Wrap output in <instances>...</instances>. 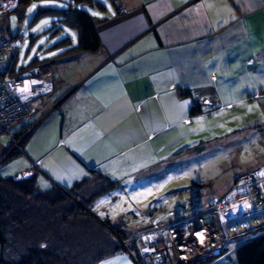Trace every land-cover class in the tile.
Listing matches in <instances>:
<instances>
[{
  "label": "crops",
  "instance_id": "0c3cea01",
  "mask_svg": "<svg viewBox=\"0 0 264 264\" xmlns=\"http://www.w3.org/2000/svg\"><path fill=\"white\" fill-rule=\"evenodd\" d=\"M109 1L117 8L113 17L99 10L101 48L48 70L54 91L21 152L42 190L71 187L91 169L119 180L132 155L149 157L152 133L183 122L192 105L221 91L255 101L264 93V0ZM97 264L137 263L114 254Z\"/></svg>",
  "mask_w": 264,
  "mask_h": 264
},
{
  "label": "rangeland",
  "instance_id": "374dc122",
  "mask_svg": "<svg viewBox=\"0 0 264 264\" xmlns=\"http://www.w3.org/2000/svg\"><path fill=\"white\" fill-rule=\"evenodd\" d=\"M71 1L0 0V27L9 36H24L14 65L16 70L36 61V65H42L41 69L45 71L41 73L50 77L49 70L53 76L54 64L43 61L64 50L55 47L61 44V40L76 34L66 25L58 33L62 23L53 10L68 8ZM100 1L109 8V16H115L117 6L109 0ZM33 4L37 7L29 12ZM81 7L96 15L107 16V12L102 13L87 5ZM12 17L16 18L15 21ZM56 20L59 25H55ZM14 56L11 53L7 56L10 63ZM70 66L59 67L58 72L63 70L59 78L69 77L67 71ZM243 81L247 82L246 79ZM238 86L240 84H235L236 91L241 92L242 88ZM53 91L44 93L31 103V115L11 126L14 135L24 128L29 129L27 126L35 120L39 122L43 103ZM221 93L224 98L213 99L210 104L203 103L201 113L188 114L187 119L163 134L152 133L155 140L149 157L142 159L140 155H132L131 165L118 178L117 187L94 199L93 211L101 219L109 218L138 234L152 224L173 222L204 211L213 200L229 193L239 175L263 168L264 93L259 92L262 96L257 101L247 95L243 99L242 93ZM62 109L63 106L58 110ZM33 134L36 135L35 129L30 136ZM17 138L20 140L21 137ZM16 143L8 132L0 133L2 177L35 170L28 169L20 152L10 156L21 149V145ZM221 205L218 204L219 207ZM242 243H230L226 253L208 264H238L235 250Z\"/></svg>",
  "mask_w": 264,
  "mask_h": 264
},
{
  "label": "trees",
  "instance_id": "16d2710c",
  "mask_svg": "<svg viewBox=\"0 0 264 264\" xmlns=\"http://www.w3.org/2000/svg\"><path fill=\"white\" fill-rule=\"evenodd\" d=\"M81 5L101 11L106 8L100 0H72L68 8H54L57 20L62 23L59 25L56 20L58 33L66 25L76 34L61 40L55 47L64 50L43 62H55L68 54L97 52L101 48L98 27L102 18ZM18 36L23 35L12 37ZM17 56L18 52L12 57L11 73L32 66L42 68L34 61L16 70ZM201 112L200 105L195 104L189 115ZM26 131L25 128L19 131L17 137ZM17 153L18 150L10 156ZM117 185V179L96 169H91V176L71 187L55 185L47 190L39 187L36 170L0 176V264H97L117 254L123 247L122 240L132 232L121 223L101 219L92 206L97 196ZM235 252L238 264H264V235L243 241Z\"/></svg>",
  "mask_w": 264,
  "mask_h": 264
},
{
  "label": "built area",
  "instance_id": "2783aa9c",
  "mask_svg": "<svg viewBox=\"0 0 264 264\" xmlns=\"http://www.w3.org/2000/svg\"><path fill=\"white\" fill-rule=\"evenodd\" d=\"M23 40L24 36H9L0 27V133H10L13 142L21 145L20 151L30 130L19 140L11 126L28 118L33 111L31 103L54 87L37 66L11 73L7 56L15 55ZM221 202L223 207L218 206ZM263 235L264 167L239 175L229 193L213 200L204 211L132 233L122 240L117 254L129 256L137 264H204L226 253L230 243Z\"/></svg>",
  "mask_w": 264,
  "mask_h": 264
},
{
  "label": "clouds",
  "instance_id": "9594fccd",
  "mask_svg": "<svg viewBox=\"0 0 264 264\" xmlns=\"http://www.w3.org/2000/svg\"><path fill=\"white\" fill-rule=\"evenodd\" d=\"M36 122H37V121H36ZM36 122L33 124V126H31V128H29V129H30V133H31V132L35 129V127L37 126ZM38 124H39V122H38ZM27 130H28V129H27ZM30 133H29V135H28L27 137L30 136ZM27 137H26V138H27ZM26 138H25V139H26ZM24 141H25V140H24ZM24 141H23V143H24ZM22 147H23V144H22ZM19 152H22V151L19 150Z\"/></svg>",
  "mask_w": 264,
  "mask_h": 264
},
{
  "label": "snow or ice",
  "instance_id": "6c2138e0",
  "mask_svg": "<svg viewBox=\"0 0 264 264\" xmlns=\"http://www.w3.org/2000/svg\"><path fill=\"white\" fill-rule=\"evenodd\" d=\"M37 6L35 4L32 5V8L28 9L29 12H31L34 8H36ZM15 17H12V20L15 21ZM26 90V89H25Z\"/></svg>",
  "mask_w": 264,
  "mask_h": 264
},
{
  "label": "water",
  "instance_id": "95a60500",
  "mask_svg": "<svg viewBox=\"0 0 264 264\" xmlns=\"http://www.w3.org/2000/svg\"><path fill=\"white\" fill-rule=\"evenodd\" d=\"M204 218H205L206 221H209L210 220L207 215Z\"/></svg>",
  "mask_w": 264,
  "mask_h": 264
},
{
  "label": "flooded vegetation",
  "instance_id": "af4514ba",
  "mask_svg": "<svg viewBox=\"0 0 264 264\" xmlns=\"http://www.w3.org/2000/svg\"><path fill=\"white\" fill-rule=\"evenodd\" d=\"M34 123H35V122H34ZM34 123H33V124H34ZM29 130H30V129H28V131H29ZM221 203H222V202H221ZM220 207H223V204H222Z\"/></svg>",
  "mask_w": 264,
  "mask_h": 264
}]
</instances>
